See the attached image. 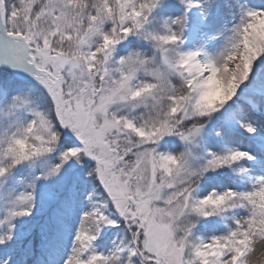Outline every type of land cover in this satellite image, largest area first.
I'll use <instances>...</instances> for the list:
<instances>
[{
  "label": "snow or ice",
  "instance_id": "6c2138e0",
  "mask_svg": "<svg viewBox=\"0 0 264 264\" xmlns=\"http://www.w3.org/2000/svg\"><path fill=\"white\" fill-rule=\"evenodd\" d=\"M0 264H264V0H0Z\"/></svg>",
  "mask_w": 264,
  "mask_h": 264
}]
</instances>
